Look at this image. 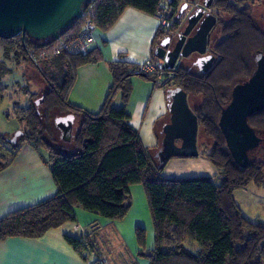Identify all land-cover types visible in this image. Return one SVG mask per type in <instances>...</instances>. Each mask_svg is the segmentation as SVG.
<instances>
[{
  "label": "trees",
  "instance_id": "1",
  "mask_svg": "<svg viewBox=\"0 0 264 264\" xmlns=\"http://www.w3.org/2000/svg\"><path fill=\"white\" fill-rule=\"evenodd\" d=\"M180 1L94 0L85 8L84 16L95 23L96 31L105 32L126 8L159 17L162 7L167 5L170 24L165 28L159 25L152 40V58H155L153 51L159 41L181 25L176 18ZM236 16L238 20L222 25V33L229 37L215 48L221 59L208 75L175 67L169 70L171 78L164 87L166 92L169 88L181 87L187 99L200 98L199 104L191 108L198 120V132L202 134L201 140L197 136L198 156L215 167L218 172L215 177L162 176L167 162L158 165L154 153L143 146L137 130L128 123L130 115L124 108L132 90L131 77L139 73L137 64L124 60L107 63L112 84L97 113L68 101L77 68L102 60L97 47L85 54L53 53L58 42H69L80 34L82 19L59 40L35 41L27 35L0 38L5 60L42 64L41 76L47 85V93L42 95L43 113L33 103L29 107L12 108V117L24 123L25 129L18 145L19 140L9 146L0 142V172L28 144L38 151L57 189L53 196L1 217L0 240L39 238L51 229L74 221L75 207L109 220H122L130 208L128 188L140 184L153 224L152 246L146 249L142 229L136 228L135 235L141 247L138 255L149 264H264V223L247 220L233 198L237 190L251 184L260 187L264 183V110L247 118L248 125L263 143L248 152L245 167L233 160L220 124L221 112L230 101L236 79L246 80L252 72L247 53L264 54V32L253 25L248 9L238 8ZM219 24L222 23L218 22L217 28ZM3 63L1 60L0 79L2 74L11 73V68ZM145 77L150 79L149 75ZM7 88L8 85L0 83V103ZM117 95L122 99L121 108L112 104ZM54 109L79 120L73 153H62L43 142ZM158 139L161 141L160 136ZM40 146L47 150V156L39 152ZM64 239L83 259L93 251L89 236L65 235ZM91 264L102 263L96 257Z\"/></svg>",
  "mask_w": 264,
  "mask_h": 264
},
{
  "label": "crops",
  "instance_id": "2",
  "mask_svg": "<svg viewBox=\"0 0 264 264\" xmlns=\"http://www.w3.org/2000/svg\"><path fill=\"white\" fill-rule=\"evenodd\" d=\"M158 27V17L126 8L110 29L100 33L96 31L90 47L100 49L102 60L77 68L76 79L68 92V101L90 113H97L112 84L107 63L124 60L138 65L151 58L152 40ZM120 54L123 56L120 57ZM131 82L132 90L124 105L130 115L128 123L137 130L141 143L154 156L160 146L158 138L159 133L162 134V126L169 122L167 92L164 88L155 87L151 78L145 76L134 75ZM191 100L192 107L200 102L199 97ZM112 104L116 108L123 106L120 95L114 98ZM77 132L76 129L73 138ZM217 174L215 167L201 156L173 157L162 171L165 178L215 177ZM56 191L48 167L40 159L38 151L26 144L12 164L0 172V218L11 211L47 199ZM128 192L130 208L122 220H109L75 207L74 221L51 229L39 238L12 237L0 240V264H91L96 257L100 258L102 264H149L146 258L138 255L141 247L135 235L136 228L142 229L146 249L152 246L153 224L144 189L142 185L134 184L129 186ZM251 192L259 196L258 190ZM65 235L89 236L93 251L83 259L66 242Z\"/></svg>",
  "mask_w": 264,
  "mask_h": 264
},
{
  "label": "water",
  "instance_id": "3",
  "mask_svg": "<svg viewBox=\"0 0 264 264\" xmlns=\"http://www.w3.org/2000/svg\"><path fill=\"white\" fill-rule=\"evenodd\" d=\"M92 1L94 0H0V38L11 39L27 35L35 41L59 40L65 31L82 18L85 8ZM186 7L185 3L179 8L177 19H181ZM202 7L207 9L209 4L204 3ZM202 15L203 10L198 8L187 17L182 31L162 38L154 48L155 58L174 69L179 57L187 58L194 52L203 55L216 18L209 13L199 22ZM198 22L195 33L187 38ZM175 38L176 43H173ZM258 54L254 71L243 83L233 86L230 101L220 116L226 147L240 167L246 166L248 152L262 140L247 122L249 116L264 110V55ZM196 64L204 73L212 61L208 56H202L197 59ZM137 75L145 76L140 72ZM167 98L169 122L162 126V139L154 155L158 165L173 157L193 158L199 155L198 120L188 104L187 93L181 87L169 88ZM40 100L43 101V97ZM73 123L71 115L55 118V126L60 130L64 142L71 140ZM22 133L19 131L9 139V143L14 144Z\"/></svg>",
  "mask_w": 264,
  "mask_h": 264
},
{
  "label": "rangeland",
  "instance_id": "4",
  "mask_svg": "<svg viewBox=\"0 0 264 264\" xmlns=\"http://www.w3.org/2000/svg\"><path fill=\"white\" fill-rule=\"evenodd\" d=\"M185 4V0H181L180 3ZM182 4V5H183ZM238 4L240 5L238 8H247L249 12V16L252 20L253 25L264 32V0H242L239 1ZM221 4L218 7H221L222 13L221 20L222 24L215 29L214 35L215 36V44L219 40V36L222 34V25H227L229 22H231L236 15L235 11V5H228L230 7H226L225 9L222 8ZM180 8V7H179ZM178 12V10H177ZM190 12V8L183 11V14H188ZM169 14V10L167 11V15ZM84 22H82L83 26ZM97 33H100L98 31ZM95 34V33H94ZM225 35V34H224ZM95 36V35H94ZM70 42V41H69ZM67 43V42H66ZM3 47L0 45V61L4 60L3 65H6L9 69L11 68V73H6L7 75L2 74V77L0 79V83L4 85H8V88L4 94L3 100L0 103V142H3L6 144V146H9V140L12 139L19 131H22L25 129L24 123L20 122L18 119L12 117L11 111L12 108L17 105L20 107H29L31 103L35 105L36 108L39 107V112L43 113L44 111V102L41 101L40 96L41 93L45 90H47V85L44 78L41 76V73L44 72V66L42 64L34 65L32 63H26L22 60L20 62L13 61L8 62L3 58L4 51ZM247 56H249V60L252 65L254 63L251 59V52L247 53ZM192 58H189L186 61L190 62ZM183 64V63H182ZM3 68V67H0ZM253 68V67H252ZM42 69V70H41ZM41 71V72H40ZM42 97V96H41ZM191 98H188V104L190 108L192 107ZM38 104V107L36 106ZM52 117L55 119L59 116H65L66 114L61 113L60 111L54 109L51 112ZM53 121V120H52ZM50 121V125L52 126L51 131L48 133L46 130L44 134L43 142L45 144L53 145V147L58 149V151H62V153L70 154L75 151V144H74V138L71 137L70 141L64 142L60 138V132L56 128L54 122ZM78 130V119L74 120L73 123V133L75 130ZM55 133V134H54ZM160 138L162 136L159 134ZM198 140L202 139V134L199 131L198 132ZM23 137V134L19 137H17L16 142L18 141L21 143V139ZM75 137V136H74ZM260 137V136H259ZM57 138V139H56ZM21 140V141H20ZM15 142V143H16ZM263 143L261 140L260 144ZM39 152L42 155L47 156V150L40 146ZM178 158H184V157H178ZM197 158V157H193ZM4 161V160H2ZM264 175V170H263ZM214 179V178H213ZM216 180V179H214ZM217 183V181H214ZM255 187V186H254ZM253 187V184L249 185L245 189L237 190L233 193V198L236 202V204L240 205L239 208L242 215L251 222H261L264 223V183L260 187H256V189ZM258 190L259 196L262 198H259L258 194L255 195V192L251 191ZM254 215L251 219H248L249 216ZM257 216V218H255Z\"/></svg>",
  "mask_w": 264,
  "mask_h": 264
},
{
  "label": "flooded vegetation",
  "instance_id": "5",
  "mask_svg": "<svg viewBox=\"0 0 264 264\" xmlns=\"http://www.w3.org/2000/svg\"><path fill=\"white\" fill-rule=\"evenodd\" d=\"M239 1H242V0H185L184 3L187 4V10L190 8V12L188 14H182V17L181 19H178L180 22V27H178L174 32L177 33L178 31H182L186 25V20H187V17L189 15H192L193 13H195V11L198 9V8H201V10H203V15L201 16V18L199 19V22L203 19V17L206 15V14H212L215 16L216 18V24L215 26L212 28V30L210 31L209 33V36H208V43H207V46H206V51L203 55H200L196 52L194 53H191L189 57L187 58H183V57H179L178 59V62H177V65L176 67H180L182 69H184L185 71L187 72H192V73H199L200 75H208L214 68H215V65L220 61L221 57L219 55V52L215 49L217 47V45L225 38L229 37V34H222L221 36H219V40L216 42L215 44V39L216 37L215 36H218V35H214V31L215 29L217 28L216 25L218 24V22L222 23V20H221V15L222 13H224L221 9V7H218L219 5L221 4H224L222 5V8H226L228 5H235V11L236 14L238 15V6H240L238 4ZM204 3H208L209 4V8H203L202 5L204 6ZM183 2L181 3L180 7L182 6ZM186 10V9H185ZM236 20H238V16L235 15V18ZM199 22L196 24V26L193 28V30L190 32V34L187 36V38L189 36H192L194 33H195V30L197 29V27L199 26ZM220 26V24H219ZM174 32L170 33V35H173ZM176 38L173 39V43H176ZM259 54H251V59H252V62L254 63L253 65V69H252V72L254 71L255 67H256V61H255V58L256 56H258ZM264 55V54H262ZM202 56H208L209 59L212 61V64L211 66L206 70V72L202 73L200 68L197 66L196 64V61L197 59H199L200 57ZM213 57V58H212ZM189 58H192L190 62H187L188 64H186V61L184 60H188ZM183 63V64H182ZM251 72V73H252ZM250 73V75H251ZM248 79V78H247ZM246 79V80H247ZM245 81V79H242V78H237L236 81H235V85H238L240 83H243ZM46 90L43 91L41 93V96L46 94ZM40 96V98H41ZM38 98V99H40ZM38 107V104L36 105ZM37 110H39V107L36 108ZM68 115V114H67ZM60 117V116H59ZM55 124V119L53 118L52 119ZM75 120V119H74ZM51 123L49 122L48 124V133L51 131V128L52 126L50 125ZM80 127V124H79V120H78V129ZM58 129V128H57ZM59 130V129H58ZM78 131V130H77ZM60 132V130H59ZM55 134V133H54ZM72 134H73V128H72ZM73 136V135H72ZM60 138H61V133H60ZM57 139V138H56ZM62 140V139H61Z\"/></svg>",
  "mask_w": 264,
  "mask_h": 264
},
{
  "label": "built area",
  "instance_id": "6",
  "mask_svg": "<svg viewBox=\"0 0 264 264\" xmlns=\"http://www.w3.org/2000/svg\"><path fill=\"white\" fill-rule=\"evenodd\" d=\"M168 10L169 7L164 5L158 17L159 25L164 28L170 24V21L168 20L169 14L167 15ZM84 14L85 12L81 18L84 24L80 30V34L70 42H58V45L54 49V54L62 51L70 54H85L91 48L90 46L95 38L94 32L96 31V27L95 23L89 18V16L85 17ZM170 69L172 68L165 66L162 60L152 57L138 64L139 72L149 75L155 87L158 88H164L168 85L171 78L169 73Z\"/></svg>",
  "mask_w": 264,
  "mask_h": 264
}]
</instances>
